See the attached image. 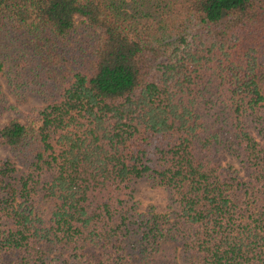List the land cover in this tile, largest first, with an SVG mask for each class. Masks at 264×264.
I'll return each instance as SVG.
<instances>
[{"label":"trees","instance_id":"16d2710c","mask_svg":"<svg viewBox=\"0 0 264 264\" xmlns=\"http://www.w3.org/2000/svg\"><path fill=\"white\" fill-rule=\"evenodd\" d=\"M0 73V264H264V0H0Z\"/></svg>","mask_w":264,"mask_h":264},{"label":"rangeland","instance_id":"374dc122","mask_svg":"<svg viewBox=\"0 0 264 264\" xmlns=\"http://www.w3.org/2000/svg\"><path fill=\"white\" fill-rule=\"evenodd\" d=\"M0 83L5 91H7L8 98L14 101V95L8 92L7 81L5 75L0 73ZM42 100L34 95L27 96L23 101L18 103L17 111L9 110L6 111L0 117V127L5 123L6 119L17 115L22 119L21 112L27 110L28 108L40 105ZM8 147L0 142V154H5ZM136 197L139 199L140 209H145L149 204H153L156 211L165 212L168 210V195L167 191L163 186L160 185H150L147 182H141L136 191Z\"/></svg>","mask_w":264,"mask_h":264}]
</instances>
